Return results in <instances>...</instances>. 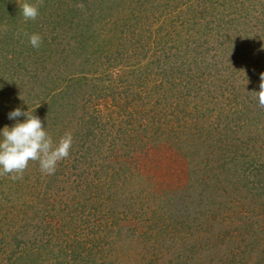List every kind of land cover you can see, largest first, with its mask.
I'll use <instances>...</instances> for the list:
<instances>
[{
  "label": "trees",
  "instance_id": "trees-1",
  "mask_svg": "<svg viewBox=\"0 0 264 264\" xmlns=\"http://www.w3.org/2000/svg\"><path fill=\"white\" fill-rule=\"evenodd\" d=\"M25 2L35 0H0V130L8 110H29L44 127L45 117L64 121L78 110L75 127L68 125L70 156L58 164L63 172L79 162L73 166L78 183L69 180V204L62 208L66 195L52 186L58 167L31 200L22 180L0 176V264H126L113 259L117 240L127 239L137 241L140 264H264V107L252 93L264 73V0H44L35 21L24 20ZM25 33L43 37L35 53ZM60 33L69 36L66 50ZM168 48L176 51L172 59ZM113 50L136 59L141 92L126 78L118 99L106 93L108 77L93 65H103L102 55ZM112 57L106 67L116 65ZM61 60V74L71 65L75 71L53 81V64ZM30 71L35 91L25 96ZM107 97L128 110L125 118L96 110L95 102ZM104 143L114 150L113 163L100 155ZM196 147L205 157L186 159ZM150 149L184 151L171 186L128 192L118 182L120 166L142 162ZM90 156L114 170L101 190L103 197L113 194L104 199L93 196L96 186L84 171ZM149 172L140 170L144 178ZM135 174L130 169L129 177ZM82 222L89 232L74 229Z\"/></svg>",
  "mask_w": 264,
  "mask_h": 264
},
{
  "label": "rangeland",
  "instance_id": "rangeland-1",
  "mask_svg": "<svg viewBox=\"0 0 264 264\" xmlns=\"http://www.w3.org/2000/svg\"><path fill=\"white\" fill-rule=\"evenodd\" d=\"M18 37H19V40H17V41L22 42L24 38H22V36H17V38ZM26 37L28 38L27 35H26ZM58 38L61 39V46H62L61 50L62 49L66 50L67 49V45L66 44L69 41V36L67 34L60 33ZM15 44L17 45V43H15ZM18 44H20V43H18ZM26 45H27V41H26L25 46ZM30 51L35 53V49L34 48H32ZM113 51L114 52L111 53L113 55H111V54L108 55V56L102 55L103 60L105 61V62H102V63L105 64L107 61H109L108 58L113 56L112 57V61H114V63H116V65L108 66L106 64L107 67L104 64L103 65H96V64L93 65L94 69L99 68V70L103 71L106 74V77H108L106 82H103V84L101 83L103 85L104 89H106V93H108V90L110 89L109 91H111L112 97L115 100L118 99L120 94L124 93L123 90H122L123 89L122 85L126 84V82H124V81H127L128 79H131V83H133V84L135 83V86H136L135 87V89H136L135 91L141 92L142 88H143L142 87L143 81L135 79V76L133 74V72L137 70V68H136L137 61H136V59L134 57H130V55L128 53H124L123 54L122 50H121V53L115 52V50H113ZM174 52H176V51L171 50L170 48H168V50H167L168 57H170L172 59V56H173ZM178 54L179 53H177V56H178ZM149 55L151 56L150 52H149ZM178 60H181V59H178ZM31 61L34 62V59L31 60ZM250 61L252 63L256 62L255 60H253V58ZM62 62L63 61L61 60L60 61V65L57 64L56 67L53 64V72H52L53 81L59 80L60 76L65 78L67 76L66 73H68V72L72 73L73 71H75L72 68V65H71V66H69V68H66L67 72L65 74H61L60 72L64 68V64H62ZM214 62H216V60H214ZM76 64L78 65V63H76ZM177 64H178L179 67H181L180 63H177ZM26 66H28V68L35 69V67H33L35 65H32V64L28 65V63H27ZM78 67H79V65H78ZM90 68H93V67L90 66ZM123 70L125 71V76L120 78L121 73H122ZM214 70L215 69H212L211 72L214 73ZM33 71H35V70H33ZM81 71L82 70L80 69L79 72H81ZM30 73L31 74H27L26 76H24V78H29V79L32 78V80L30 79L31 83H30V81L28 79H27V81H25L26 82L25 83L26 84L25 85V89H24L25 90V96H28V95L33 96L34 95V91H35V90H33V88L35 87V73L32 72V71H30ZM171 74L172 73H170V75ZM96 75L101 77V74L98 71H97ZM72 76L75 77V75H72ZM126 78H127V80H126ZM253 82L256 83L258 81L256 79H254ZM190 87H192L193 93H194V91L195 92L197 91L195 83H192ZM112 97L111 98L107 97L106 99H102V100H99V101L95 102L94 105H95L96 110H98V111L100 110V112L104 113V114L109 113V111L112 112V115H118V113H119L120 116L123 115V118H125V115L128 112V110L126 112H124L125 110H123V109L120 110V108L118 109L117 106L115 107L113 105ZM121 98H122V101H124V98H126V95H125V97L122 96ZM137 98L141 101L143 99V95H139ZM157 98H162V94L159 97L157 96ZM127 100L129 102H131V101L134 100V98L131 97V100L130 99H127ZM85 103L88 106L91 105V103L93 104V102L90 103L88 101L85 102ZM89 107H91V106H89ZM10 112H11V110L10 111L8 110L6 113L9 114ZM73 113H74L75 118L72 115ZM73 113L71 112V114H68L69 116L67 115L68 117L66 116V118H64V121L62 119L61 120L56 119L53 116H49V117H45L44 118L49 123V124L46 125L45 128L47 129L49 134L52 136L53 141L55 143L59 141V139L67 132V130L69 132V130H70V128H72V126L75 127L76 122L78 120L77 117L79 116V113H78V110L77 111L73 110ZM8 114H7V122L3 125V127L9 126L8 125L9 121H11L8 118ZM71 120H74L75 122H72ZM68 125H71L70 128H69ZM143 129H145V128H142V131H143ZM222 129H224V128H222ZM2 130H3V128L0 130V132H2ZM140 130H141V128H140ZM136 131L139 132V130H136ZM140 133L144 136L143 138L145 139V136H146L145 133L144 132H140ZM137 136H139L140 140L143 139V138L142 139L140 138L139 134H137ZM112 137H114V136H112ZM186 138L187 137L181 136V140H183V142L186 140ZM197 138H198V136L196 135V138H194V141H196ZM133 142H135V141L134 140L130 141V143L132 145H136ZM106 143H107V141H106ZM106 143H104L102 145L100 144L101 147H102V150H101L102 152H100L101 153L100 155L104 156V158L110 157L113 160L112 161V163H113L114 162V158H113L112 155L114 153L113 152L114 150L111 148L112 150L107 151L106 147L108 148V146H107ZM182 145L185 146V144H182ZM128 148H129V144H127L125 146L126 150H128ZM185 150H189V149H185ZM201 150L202 149H200L199 147H196L188 155H185L186 159H188V157H189L190 159L192 158V159H194L196 161H198V159L201 160L202 157L203 158L205 157ZM94 151H93L92 154H94ZM97 151H98V149H97ZM120 151H122L121 147H120ZM145 154H146V158H145V160H142V162H141V160L139 161L138 159H136L135 162L134 161L130 162V160H129V162L131 164H129V165L126 164V166H120V169L124 168L125 170L123 169L124 171L122 172V174H120L118 182H119V184H121L123 186L125 185V189L128 190V192H131V190L133 192V190H135V188L142 190L143 188H145L146 186H149V185H151L152 189L154 190V186L155 185L156 186L160 185L159 183H166L167 184L166 188L171 186V184H172V176H171L172 172L176 171V168H179L181 166L180 165V163H181L180 162V156H182L184 154V151L182 150L179 154L178 153L176 154L175 151H173V150H167V151L160 152L157 149H150L149 153H145ZM90 158L92 160H90V161H89V159L85 160V161H89L88 162L89 164H86V165H87V167L90 165V168H89V170H84V171H85V174L88 175V178H87V179H89L88 181H91V183L94 186H96L94 191H92L93 196H96V197L98 196V198H100V199L101 198L104 199L107 195L111 196L113 193L111 194L110 191L108 190L107 194L104 195V197H103V194H102L101 190H103L104 184L105 185L108 184V181L107 182H105V181L107 179H109L110 175L112 174V172H110L109 170L114 171L113 167H112V164L107 165L106 162L104 163L103 160L94 159L92 156H90ZM117 162L118 161H116V163ZM78 163L79 162H75V164H78ZM31 165H32L31 168H28L29 170H26V172L24 173V177H23L22 182H21V184L24 185V190H23L24 192L22 194H24L25 198L29 199V200H31V198L33 196H35L36 188L37 189H41V185L42 184H46L45 182H43L45 180L44 177H46V175L41 173L40 168H39V163L32 162ZM74 165L70 166V168L66 169L63 172L60 170L63 167L59 166L58 167L59 168V170H58L59 174L58 175H60V176L58 178H56L55 183L52 184V186L54 187V190L59 191L61 196L62 195H66L65 197H63L61 199V201H63L61 203V207L62 208L67 207L66 205L69 204V195H68L69 192L67 191V189H69L68 188L69 185H70L69 183H71V182H69V180L70 181L74 180L73 181L74 184H72V187H75L77 185V183H78V181H75V180H78V178L75 179V175L78 174V172L73 169ZM116 168L118 169V166H116ZM130 169H135L136 177H134V178L129 177ZM139 169L143 171L144 175L147 174L148 171H150L152 174H150V172H149L150 175L149 176L146 175L147 177L145 176V178H144V177L141 176L143 174L140 173ZM79 173H81V172H79ZM104 173H105L106 177L104 176ZM79 184H80V182H79ZM108 187L109 186H106V189H108ZM79 189H81V187H79ZM100 192H101V194H99ZM80 195L81 194H79V196ZM80 198H81V196H80ZM73 227H74V229H78L80 227L81 228L83 227L84 231L87 232V229H88V232L90 231V226L87 225V223H85V222H82L81 225L79 223H75V225ZM142 233H145V232H142ZM152 240H155V239H152ZM136 242L137 241H135L133 239H127V242L122 241L121 243H119V241L117 240V246H116L117 251H115V257L117 256L118 260H115V259H113V260L114 261H118V262L121 261V262L126 263V264H140V262H142L141 261V257L137 256L135 254V250L133 248L134 245H135L134 243H136ZM148 245L150 246L149 242H148ZM148 245H146V246H148ZM138 250H142L141 246L138 247ZM138 250H137V253H138ZM148 252H149V250L147 248H145V251L143 252V255L146 256ZM123 257H125V261L126 262H124Z\"/></svg>",
  "mask_w": 264,
  "mask_h": 264
},
{
  "label": "clouds",
  "instance_id": "clouds-1",
  "mask_svg": "<svg viewBox=\"0 0 264 264\" xmlns=\"http://www.w3.org/2000/svg\"><path fill=\"white\" fill-rule=\"evenodd\" d=\"M44 0L34 3L25 2L19 6L25 21H35L40 15ZM33 48H39L43 37L39 33L28 34ZM259 92L255 94L260 107H264V73L260 75ZM25 117L23 122L19 117ZM10 120L16 121L14 126H5L0 136V176H9L13 181L22 180L24 173L32 162H38L44 175H54L58 164L69 158L73 146V134L66 132L55 143L44 127L41 118L30 111L16 108L8 114Z\"/></svg>",
  "mask_w": 264,
  "mask_h": 264
}]
</instances>
